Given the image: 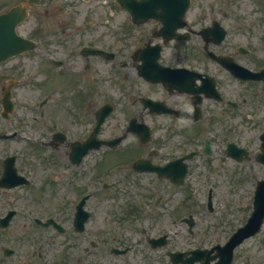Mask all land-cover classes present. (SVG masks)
I'll use <instances>...</instances> for the list:
<instances>
[{
    "label": "flooded vegetation",
    "instance_id": "1",
    "mask_svg": "<svg viewBox=\"0 0 264 264\" xmlns=\"http://www.w3.org/2000/svg\"><path fill=\"white\" fill-rule=\"evenodd\" d=\"M249 6V10H243L233 0H189L184 26L178 31L183 40L164 44L161 37H156L160 24L150 20L138 26L130 47L121 43L115 50L118 58L114 64L104 57L84 54L74 43H41L38 79L31 75L30 63L17 60L0 65V134H12L13 141H30L25 119L32 108L23 106L18 111L14 97L30 103L40 92L37 110L41 111L35 110L38 121L57 115L69 136L79 128L74 113L83 100L74 101L78 89L85 88L82 96L93 98L95 85L114 99L117 113L124 112L115 124L123 129L132 123L131 117L125 118L124 99L135 98L138 142L133 139L130 143L136 147L134 158L145 159L140 166L143 171L137 172L138 183L151 191L155 206L152 212L158 224H169L175 212L188 208L185 202L174 204L173 195L176 190L184 194L190 189V177L197 179V193L213 192L216 185L212 178L217 177L220 161H224L226 177L236 173L237 168H229L225 162L232 160L227 156L228 145L243 147L257 156L261 151L264 81L256 78L264 74L255 76L251 72L264 69V0H251ZM221 29L224 36L218 42ZM130 48L134 50L128 54ZM102 64L109 66L108 73ZM22 73L26 81L21 85L14 77ZM159 79L168 80L167 87L157 82ZM34 80L39 81L36 87L31 85ZM8 89L12 102L6 105L4 95ZM32 120L37 122L36 117ZM85 120L88 128L89 117ZM43 124L41 133L45 130ZM146 126L151 128L152 137L143 142ZM64 136L63 142L73 141L67 134ZM43 139L42 133L36 142H60L52 134L48 140ZM120 150L129 151L122 163L133 158L132 145L125 144ZM11 151L21 154L0 155V176L7 168L5 184H11L0 188V221L6 226L0 228V264H124L112 259L106 236L73 237L64 232L57 237L56 224L72 227L71 208L76 207L77 195L94 177L84 180L83 172L66 170L67 164L73 167L68 155L61 159L26 154L21 148ZM186 155L188 161L184 160ZM180 180L182 186L177 185ZM47 193L66 199L48 205L44 200ZM142 208L137 203L136 210ZM54 214L57 219L51 218ZM95 239H103L104 244H96ZM134 264H138L137 259Z\"/></svg>",
    "mask_w": 264,
    "mask_h": 264
},
{
    "label": "rangeland",
    "instance_id": "2",
    "mask_svg": "<svg viewBox=\"0 0 264 264\" xmlns=\"http://www.w3.org/2000/svg\"><path fill=\"white\" fill-rule=\"evenodd\" d=\"M20 1L28 2L30 8L29 17L19 27V34L38 37V35L31 34H38V30L44 34L46 29H49L53 33L55 26L63 25L60 22L66 18L64 13L67 11L66 8L69 7L72 13L67 18L71 26L86 27L83 29L71 30L69 26L66 31H63L62 36L65 41H68L66 34H71L70 36L74 39L71 43H75V39L79 38L78 44H84L87 42L86 40H88L90 43L103 45L111 50H119V43H125V40L128 39V32H126L122 23L124 15L112 0H99L100 3H97V0H90L89 3L82 2L81 0H0V6L3 3L11 6ZM84 14L87 15L86 19ZM82 20L84 21L82 22ZM102 66L106 70V73H108L107 68L109 66L106 64H102ZM100 100L102 99H97V101ZM115 126V122H112V126L109 130L113 129V133L117 132ZM30 127L33 129L31 122ZM109 134L110 132L107 131L104 135L108 136ZM98 160L99 156L97 157V155L87 158L81 169L89 170V167L95 165ZM251 190V186L246 185L243 189H238L234 192H218L215 195L213 214L208 216V218H202L201 215H199V219L195 218V239H190L186 232V226L178 222L169 227V236L173 238L174 242L181 248L183 243L188 244L190 241L196 243L197 236L205 233L204 230H202L206 226V223H204L205 220H221L219 227L216 230L212 228L209 233L210 235L216 233L215 235H219L218 237H221V240H223L236 226H238L235 224L244 221L251 203ZM105 196V193L97 196V198L101 200V205L98 209H91L94 214L97 211V216H95L94 221L88 227L89 231H93L94 234L108 236L111 233L109 238L113 246L115 243L119 244L118 241L121 236H123V238L124 236L127 237L128 232L120 221L114 222L109 220L107 216L108 211L104 210V206L108 205V208L111 209L112 212L122 214L124 211L119 210L120 206L110 207L109 204L115 203V205H118L122 204L123 201H114L113 198L111 200H105ZM190 196L191 204L194 208H196L195 205L204 203L205 195L192 193ZM177 198L176 196L175 199L177 200ZM93 200L95 199L93 198L91 201ZM93 204H95V201ZM132 228L138 229V241H141V226H133ZM153 232L155 233L154 230ZM131 244L135 246L137 243L132 240ZM135 248H138V246H135ZM141 249L142 247L139 246L140 251ZM161 251L162 250H155L152 254L157 256L160 255ZM136 255H138L137 251L131 256L132 258H136ZM151 264L166 263H162L159 258L156 259L152 256ZM234 264H264V225L258 235L246 240L236 250Z\"/></svg>",
    "mask_w": 264,
    "mask_h": 264
},
{
    "label": "water",
    "instance_id": "3",
    "mask_svg": "<svg viewBox=\"0 0 264 264\" xmlns=\"http://www.w3.org/2000/svg\"><path fill=\"white\" fill-rule=\"evenodd\" d=\"M143 1H144V0H143ZM156 3L160 4L161 2H160V1L157 2V1H155V0H154V1L146 0V1L143 2V9L146 10V11H151L152 8H153V5L156 4ZM134 5H135V7H136V9H137V11H138V3H135ZM15 11H17V9H13V10H11L9 16H12L13 13H14ZM7 17H8V16H2L0 19H2V18L7 19ZM256 229H257V228H256Z\"/></svg>",
    "mask_w": 264,
    "mask_h": 264
}]
</instances>
